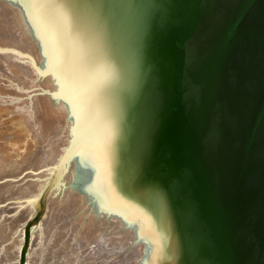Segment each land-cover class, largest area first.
Instances as JSON below:
<instances>
[{
  "label": "water",
  "instance_id": "obj_1",
  "mask_svg": "<svg viewBox=\"0 0 264 264\" xmlns=\"http://www.w3.org/2000/svg\"><path fill=\"white\" fill-rule=\"evenodd\" d=\"M26 1L14 0L28 17L38 6ZM52 2L55 14L50 4L40 13L47 26L63 16L72 29L69 45L55 28L56 66L40 70L0 47L39 76L88 89L46 191L96 126L120 171L123 208L155 224L159 264H264V0Z\"/></svg>",
  "mask_w": 264,
  "mask_h": 264
},
{
  "label": "bare ground",
  "instance_id": "obj_2",
  "mask_svg": "<svg viewBox=\"0 0 264 264\" xmlns=\"http://www.w3.org/2000/svg\"><path fill=\"white\" fill-rule=\"evenodd\" d=\"M32 1L34 0L26 2ZM6 3L15 2L0 0V6ZM0 18L1 48L27 53L40 70L56 66L53 65V59L62 55L59 56L60 49L57 48V42H61V39H56V27L49 28L53 35L48 31L45 33L49 38L38 34L22 36L16 32L18 22L4 19L3 14ZM65 25L63 22V26ZM21 26L29 25L21 23ZM69 29L71 32L70 26ZM69 29L67 33L65 28L61 29L68 35L67 40L70 38ZM41 37L43 42L39 44L37 39ZM68 49L69 58H65L68 62L62 63V67L63 70L70 71L74 69L75 61L71 58V48ZM87 97L88 89L85 84L78 89L72 78H62L56 73L39 76L28 58L13 51H0V192L4 190L8 193L12 188L22 189L18 190L17 195H12L13 199L6 204L9 209L0 210V251L6 253L4 257L7 253L11 254L8 264L19 263L26 224L37 214V204L40 203L47 189V182L53 176L54 167L70 141L74 121ZM19 117L26 128L15 127ZM106 141L105 134L100 133L96 126L80 138L67 162L60 169L52 194L46 197L54 183L43 196L42 207L46 209L42 213L43 217L39 223L29 226V249L24 254L23 264H31L32 258L37 254L39 244L36 235L42 234L60 194L65 190L69 192L72 188H79L74 184L69 185L70 181L72 183V179H75L74 174L71 177L73 164L79 161L82 153L87 150L107 148ZM51 156L55 158L51 159ZM68 177L72 179L67 180ZM113 188H118L116 191L124 189L123 182L114 184L110 189ZM20 211H26V215L16 221V214ZM52 235H55L58 242L63 241L61 232ZM0 264H3L1 258Z\"/></svg>",
  "mask_w": 264,
  "mask_h": 264
},
{
  "label": "rangeland",
  "instance_id": "obj_3",
  "mask_svg": "<svg viewBox=\"0 0 264 264\" xmlns=\"http://www.w3.org/2000/svg\"><path fill=\"white\" fill-rule=\"evenodd\" d=\"M34 2L38 7L28 5V17L24 14L23 6L17 3H6L0 6V15L3 14L4 19L18 22L17 34L22 36L38 34V36L43 35L49 38L50 36H46L45 33L51 27L47 26L44 15L40 13L44 12L43 7H46V4H50L54 14L56 9L52 0H34ZM25 7L27 6L25 5ZM27 19H30L32 26L37 27V31H41L42 35L31 30ZM66 20L68 18L62 16L61 20L56 21L58 24L53 23L52 27L59 25L61 29L65 28L63 22ZM21 23L29 26L23 27ZM67 41L70 45L69 40ZM57 43L61 49L64 48L63 41ZM69 45L66 46L71 48ZM23 124L19 117L15 127L26 128ZM54 158L55 156H51V159ZM112 162L110 151L107 148H99V150H87L82 153L80 160L73 164L71 177L74 174L75 179L68 177L67 180L72 179V183L70 181L69 185L74 184L79 188L76 190L72 188L69 192L65 190L58 197L53 206L52 216L46 221L42 234L36 235L39 247L31 264L162 263L165 249L161 239L158 235L156 236V227L153 221L143 214L134 216L128 209L123 208L124 189L117 191L118 188L110 189L114 184L122 182L120 171L113 166ZM55 185L56 182L50 187L46 197L52 194ZM18 190L22 189L12 188L8 190V193L4 190L0 192L2 194L0 210L10 208L6 204L13 199L12 195H17ZM45 210L43 206L40 212H37L26 224L28 238L29 226L36 224L43 217L42 213ZM25 215L26 211L18 212L15 217L16 221L21 220ZM59 232L63 235L61 242H58L55 235H52ZM39 235L41 236L40 241L38 240ZM25 247L24 251L26 252L29 249V242L27 246L25 244ZM5 254L3 250L0 251V258L3 264H8L11 254L7 253L4 257Z\"/></svg>",
  "mask_w": 264,
  "mask_h": 264
},
{
  "label": "trees",
  "instance_id": "obj_4",
  "mask_svg": "<svg viewBox=\"0 0 264 264\" xmlns=\"http://www.w3.org/2000/svg\"><path fill=\"white\" fill-rule=\"evenodd\" d=\"M25 237H24V245L22 246L21 251H20V260H19L18 264H23V261H24V253H25L24 249L26 250L25 244L27 246V243H28V241H27V238H28L27 229H26ZM26 241H27V243H26Z\"/></svg>",
  "mask_w": 264,
  "mask_h": 264
}]
</instances>
